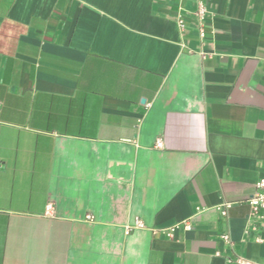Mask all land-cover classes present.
Segmentation results:
<instances>
[{"label":"crops","instance_id":"1","mask_svg":"<svg viewBox=\"0 0 264 264\" xmlns=\"http://www.w3.org/2000/svg\"><path fill=\"white\" fill-rule=\"evenodd\" d=\"M261 179L264 0H0V264H264Z\"/></svg>","mask_w":264,"mask_h":264},{"label":"built area","instance_id":"2","mask_svg":"<svg viewBox=\"0 0 264 264\" xmlns=\"http://www.w3.org/2000/svg\"><path fill=\"white\" fill-rule=\"evenodd\" d=\"M207 9L205 6H201L199 10L196 12V16L198 17L199 20V27H200V35L204 37L205 35V24L204 22L206 21L207 17ZM183 26V24H181ZM159 143V142H158ZM249 203L252 207V213H251V218L259 219L264 222V179H261L256 183V191L254 194L251 196L249 199ZM228 207V205H226ZM221 212L223 215H226L225 209H221ZM53 213V206L49 205L46 210V214L50 215ZM88 220H92L93 217L91 215L87 216ZM144 223L140 219H136L133 224L129 225L126 227V234H129L131 231L138 229V228H143ZM175 230V228L172 229V231ZM171 235V234H169ZM224 239H228L227 236H224ZM238 263L241 264H252L246 260L243 259H238Z\"/></svg>","mask_w":264,"mask_h":264}]
</instances>
